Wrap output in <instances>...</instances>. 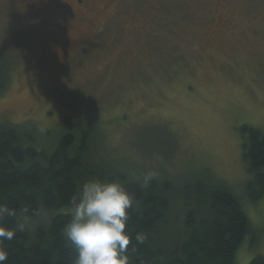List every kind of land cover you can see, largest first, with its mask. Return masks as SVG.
<instances>
[{
	"label": "rangeland",
	"instance_id": "rangeland-1",
	"mask_svg": "<svg viewBox=\"0 0 264 264\" xmlns=\"http://www.w3.org/2000/svg\"><path fill=\"white\" fill-rule=\"evenodd\" d=\"M32 1L0 0V63L15 61L0 125L32 120L54 143L84 121L96 162L172 180L208 169L241 192L239 129L264 131V0H107L83 23ZM245 207L260 233L237 264L264 256V201Z\"/></svg>",
	"mask_w": 264,
	"mask_h": 264
},
{
	"label": "trees",
	"instance_id": "trees-1",
	"mask_svg": "<svg viewBox=\"0 0 264 264\" xmlns=\"http://www.w3.org/2000/svg\"><path fill=\"white\" fill-rule=\"evenodd\" d=\"M15 61L0 63V96L10 85ZM74 123L54 143L40 142L36 122L0 125V203L39 210L30 228L6 241L5 264H71L75 252L62 235L70 220V201L90 179L119 180L137 201L129 211L131 264H237L247 239L260 231L246 213V204L264 201V131L249 125L240 131L246 180L239 193L212 174L180 180L132 176L91 156L94 131ZM14 218L6 225L15 227ZM137 232L147 240L138 245ZM133 247L136 251H133ZM250 264H264L256 256Z\"/></svg>",
	"mask_w": 264,
	"mask_h": 264
},
{
	"label": "clouds",
	"instance_id": "clouds-1",
	"mask_svg": "<svg viewBox=\"0 0 264 264\" xmlns=\"http://www.w3.org/2000/svg\"><path fill=\"white\" fill-rule=\"evenodd\" d=\"M153 177L152 172L144 175L141 187H146ZM70 205L71 218L63 226L62 235L75 252L71 264H131L129 245L133 237L126 227L129 211L137 201L124 183L90 179L71 198ZM39 214V210H30L27 205L16 209L0 203V264L9 257L5 242L12 241L17 232L28 230L33 217ZM8 218L15 219V227H7ZM135 240L143 245L147 235L137 232Z\"/></svg>",
	"mask_w": 264,
	"mask_h": 264
},
{
	"label": "flooded vegetation",
	"instance_id": "flooded-vegetation-1",
	"mask_svg": "<svg viewBox=\"0 0 264 264\" xmlns=\"http://www.w3.org/2000/svg\"><path fill=\"white\" fill-rule=\"evenodd\" d=\"M3 1L5 2L7 0H3ZM35 1L36 2L32 1L34 4H36L35 8L38 9V11H41L42 14L47 13L51 19H59L62 18V15H66L71 18H78L83 23V22H89L94 16V14L97 13L102 8V1L106 2L107 0H35ZM107 2L112 3V2H116V0H108ZM41 21L43 22V24H45L43 21V17H41Z\"/></svg>",
	"mask_w": 264,
	"mask_h": 264
}]
</instances>
